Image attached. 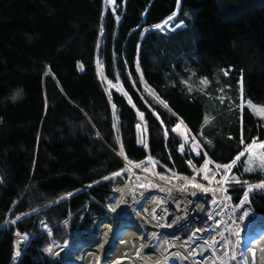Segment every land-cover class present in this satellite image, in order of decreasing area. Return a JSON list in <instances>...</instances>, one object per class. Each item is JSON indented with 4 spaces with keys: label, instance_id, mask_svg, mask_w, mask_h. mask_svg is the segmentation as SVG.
I'll return each mask as SVG.
<instances>
[{
    "label": "trees",
    "instance_id": "obj_1",
    "mask_svg": "<svg viewBox=\"0 0 264 264\" xmlns=\"http://www.w3.org/2000/svg\"><path fill=\"white\" fill-rule=\"evenodd\" d=\"M248 104L264 107V0H0V264H59L41 222L59 244L65 221L94 229L125 180L112 175L123 171L119 151L190 177L172 132L180 122L214 165L240 155L231 174L241 183L229 191L239 205L247 185L264 181L241 172L245 150L264 142V118ZM190 155L204 164L203 153ZM249 202L241 212L264 217V189L253 187Z\"/></svg>",
    "mask_w": 264,
    "mask_h": 264
},
{
    "label": "built area",
    "instance_id": "obj_2",
    "mask_svg": "<svg viewBox=\"0 0 264 264\" xmlns=\"http://www.w3.org/2000/svg\"><path fill=\"white\" fill-rule=\"evenodd\" d=\"M201 151L205 155L202 148ZM191 153L188 148L183 146V153L181 152V154L186 157V163L192 175L187 179L176 176L172 182L161 179L162 175L158 171L141 168L137 163L131 162L120 155L124 165L122 173L123 175L128 173L125 185H129L136 192L135 181L131 179V173L133 172L137 173L138 179L147 184L139 195V198L146 200L148 205H153L152 208H149L151 216L148 215V217L151 219L150 222L145 217L147 213L139 208L143 217L141 223L146 230L157 231L158 236L163 235L166 237L167 242L176 233H179L178 237L185 241H189V238L194 236L196 240L194 243L195 252L199 251L203 256L215 253L224 255L226 253L228 256L226 260L221 256L217 257V260L221 258L223 264H229L230 230L233 229L236 233H239L243 229L238 219L233 215V203L232 198L228 196V190L224 187L212 188L206 185L208 163L205 165V161H208V157L205 155L206 160L202 165L203 167L197 170L199 167L196 166L190 155ZM188 161H191V163H188ZM200 175L201 178H198ZM194 185L200 187H194ZM115 193H118V190L111 195V198ZM222 194L227 195L231 207H225L226 203ZM249 195L247 200H244L247 201L248 205H250ZM162 242V239L155 241L157 249L162 245ZM200 248H205L206 253L200 251ZM148 251L150 253V249ZM215 264H217L216 261Z\"/></svg>",
    "mask_w": 264,
    "mask_h": 264
},
{
    "label": "bare ground",
    "instance_id": "obj_3",
    "mask_svg": "<svg viewBox=\"0 0 264 264\" xmlns=\"http://www.w3.org/2000/svg\"><path fill=\"white\" fill-rule=\"evenodd\" d=\"M127 193L131 195V200L130 208L125 210L123 200ZM222 197L225 207H231L227 195L222 194ZM108 206L111 224L103 219L98 224V236L83 238L74 242L73 246L69 245L63 264H92L94 261L95 264H215V261L220 264L223 263L221 258H228L226 253L203 256L201 252H195L194 236L185 241L176 233L167 242L166 237L158 236L157 231L146 230L141 223L143 217L139 208L147 213L145 217L150 222L149 208L153 205L137 197L129 185L122 186ZM158 239L163 240L159 249L155 246ZM242 245L240 264H264V223L249 232ZM204 249L199 250L206 253Z\"/></svg>",
    "mask_w": 264,
    "mask_h": 264
},
{
    "label": "rangeland",
    "instance_id": "obj_4",
    "mask_svg": "<svg viewBox=\"0 0 264 264\" xmlns=\"http://www.w3.org/2000/svg\"><path fill=\"white\" fill-rule=\"evenodd\" d=\"M109 5L114 8V4L109 3ZM171 20V19H170ZM169 20V21H170ZM168 22V21H167ZM166 22V23H167ZM165 23V24H166ZM164 24V25H165ZM163 26V25H162ZM162 26H160L159 28H161ZM166 27L168 28V25L166 24ZM172 30V29H170ZM138 71L140 73V77L142 78L141 75V69L138 66ZM100 78L102 79V75L100 74ZM142 82L143 85L145 86V88H147L148 92L153 95L155 98H157V96L155 95L154 91L152 89H150L146 83L144 82L143 78H142ZM105 85L107 87V90L111 91V90H115L123 95H125V92L122 88V85L120 83H111L108 81H105ZM208 86L205 84L200 83V87L202 89L206 88ZM158 99V98H157ZM221 102V101H220ZM249 107H251V109L261 118H264V107H259V106H255L252 104H248ZM139 118L141 120V123H143V119H141V116L139 114ZM180 127L179 129L175 132L177 134V136L182 140L184 146L186 148H188V150L190 152H192L193 154L197 155L196 153L199 152L200 154L202 153L201 151V146L199 145V147H196V145H198V143L196 142H192L191 138L193 139V137L191 136V134L189 133L187 127L180 122L179 123ZM144 126V125H143ZM191 137V138H190ZM264 142H259V141H255V146L252 147L249 150V147L245 150L244 155L246 156V160H245V165L243 170L241 171L242 173H254L256 171L258 172H262L264 174V168L261 167L262 164H264V148L260 147V144H262ZM195 149V151L193 150ZM117 156L120 158V155H122L124 157V155L122 154V151H119L116 153ZM199 154V155H200ZM198 155V156H199ZM125 158V157H124ZM206 160V159H205ZM137 165L141 168H146L148 170H153V171H157V164L156 162L151 159L148 158L144 163H137ZM237 165V164H236ZM233 166L230 170H225L222 167L221 168H217L216 165H214L209 159H208V172H207V180H206V185L212 188H226L228 190V196L230 198H232V195H230L229 191L232 190L233 188H236L237 186L240 185V183H236V180H240L239 176L236 175H232V171L233 169L236 167ZM203 166H201L202 168ZM200 167L197 168L201 169ZM245 168H252L253 171L252 172H245ZM124 170V167H123ZM123 172V171H122ZM121 172V173H122ZM192 173V172H191ZM123 175V173H122ZM131 179L135 181V185H136V192H133L134 194L139 197L140 193L145 189V186L147 185L143 180L138 179L137 177V173L133 172L131 173ZM120 176V175H119ZM128 173L124 174L125 180L122 186H125V181L127 179ZM172 176V177H164V179L167 182H172V180L176 177ZM117 177V176H116ZM201 178V175L200 177ZM133 184V183H132ZM249 186H253V185H247L246 188H248ZM264 189V188H262ZM116 190H120L118 186H115L112 188L111 193L109 194V201H111V195L116 191ZM253 193V189L251 191ZM250 192V193H251ZM116 195V193L114 194ZM113 195V196H114ZM142 199V198H140ZM142 201V200H140ZM233 203V202H232ZM247 205V201L243 200V203L241 202L239 205H234L232 204L233 207V215L235 216V218L238 219L239 223L241 224L242 229H246V233L244 234V236H239L238 233H236L233 229L230 230V258H229V264H240V254L242 253V240H244L245 238L248 237L249 232L253 231L256 227L260 226L261 224L264 223V217L263 216H258L257 214L253 213L251 208H248L245 212H241V208L244 205ZM104 209L106 210V216H96L94 217V229H88V230H84V231H79V227H77L76 229H71L69 226V223L67 221H65L63 223V228H64V232L67 235V238L64 242V244H59L57 240L53 239V232L51 227L48 225V223L43 220L41 222V229L43 230V232L48 236V244L46 245V248H51L52 252H46L45 249V253L52 259L55 261L54 257L56 252H58L59 250L65 249V253L66 250L69 248L68 246H73L74 242L83 239V238H87V237H92V236H98L100 234V230L98 228V224L101 220H108V223L111 224L110 222V214H109V206L107 204V206H103ZM140 211V210H139ZM245 213H247V215H245ZM141 225V224H140ZM25 239V238H23ZM235 239L234 243L233 240ZM30 239L27 238L25 239V242L29 243ZM160 248V247H159ZM66 261V260H65ZM95 264V261L92 263ZM173 264H177V263H173ZM219 264V263H217ZM223 264V263H220Z\"/></svg>",
    "mask_w": 264,
    "mask_h": 264
},
{
    "label": "snow or ice",
    "instance_id": "obj_5",
    "mask_svg": "<svg viewBox=\"0 0 264 264\" xmlns=\"http://www.w3.org/2000/svg\"><path fill=\"white\" fill-rule=\"evenodd\" d=\"M108 2L111 3V4H115V0H108ZM176 3H177V6L179 7V5H180V3H181V0H176ZM174 15H175V14H174ZM182 25H183V22H181V25H178V26H182ZM225 74H227V73H225ZM193 75H195V73H193ZM201 83L207 85V84L209 83V81H208L207 78H203V79L201 80ZM189 90H191V89H189ZM18 95H19V93H18ZM12 99H15V97H13ZM161 103H163V101H161ZM165 106H166V105H165ZM140 116H141V119H143V113H140ZM137 127H139V125H137ZM179 127H180L179 124L175 125V126L172 128V132L175 133V132L179 129ZM165 135H167V130H165ZM208 143L211 144V141H208ZM254 146H255V140H253L252 144L249 145V150H250L252 147H254ZM180 147H181V152L183 153V145H181ZM196 147H199V145H196ZM260 147H261V148H264V143L260 144ZM193 150L195 151V149H193ZM196 154L199 155L200 153L197 152ZM205 155H206V153H205ZM241 155H243V153H241ZM239 160H240V155L236 156V158H235L234 160H232V162H231L230 164H224V165H219V164H218V165H216V167H217V168H221V167H222L223 169H225V170L227 171V170H230L233 166H235V165L237 164V161H239ZM188 163H191V161H188ZM207 163H208V161L206 160V161H205V165H207ZM261 167L264 168V164H262ZM252 171H253L252 168H245V172H252ZM121 174H122V173L118 171V172H114L112 175H113V176H119V175H121ZM104 179L107 180V179H109V177L106 176V177H104ZM161 179H164V177H161ZM184 179H187V177H184ZM97 183H98V182H97ZM236 183L239 184V183H241V182H240V180L237 179V180H236ZM244 183L247 184V181H244ZM90 186H91V185H89V187H90ZM194 187H200V186H199V185H194ZM253 187L264 188V181H261V183L258 184V185H255V186H249V187L245 190V192H244V200H247V197H248L249 193L252 191ZM162 190H163V189H162ZM68 195L71 196V195H73V194H72V193H69ZM62 199H63V197H62ZM242 203H243V201H242ZM245 215H247V213H245ZM16 219L19 220L20 217H17ZM15 222H16L15 220L12 221V223H15ZM17 235H19V233H17ZM25 239H27V236H25ZM45 251L51 253V252H52V249H51V248H46ZM19 255H20V252L17 251V252H16V256H19Z\"/></svg>",
    "mask_w": 264,
    "mask_h": 264
},
{
    "label": "water",
    "instance_id": "obj_6",
    "mask_svg": "<svg viewBox=\"0 0 264 264\" xmlns=\"http://www.w3.org/2000/svg\"><path fill=\"white\" fill-rule=\"evenodd\" d=\"M138 143L140 146H145L147 144V138H146V134H145V129L142 126L138 127ZM131 200V195L129 193H127L124 197L123 200V206L125 208V210H127L129 208V203ZM246 229L241 230L238 235L244 236V234L246 233ZM24 245H25V239H20L18 241V247H17V251H19L20 253L23 251L24 249ZM55 261L58 262L59 264H63L66 260V253H65V249L59 250L58 252H56L55 257H54Z\"/></svg>",
    "mask_w": 264,
    "mask_h": 264
},
{
    "label": "clouds",
    "instance_id": "obj_7",
    "mask_svg": "<svg viewBox=\"0 0 264 264\" xmlns=\"http://www.w3.org/2000/svg\"><path fill=\"white\" fill-rule=\"evenodd\" d=\"M18 93H19V95H18ZM13 97H15V99H12ZM21 98H22V90L21 89H14L13 92H12V95H11L10 99L13 102H17Z\"/></svg>",
    "mask_w": 264,
    "mask_h": 264
}]
</instances>
